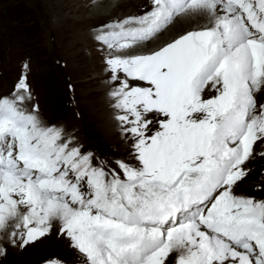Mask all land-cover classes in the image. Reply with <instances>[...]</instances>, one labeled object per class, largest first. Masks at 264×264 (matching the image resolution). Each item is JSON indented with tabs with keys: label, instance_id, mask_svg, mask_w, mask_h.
Returning <instances> with one entry per match:
<instances>
[{
	"label": "snow or ice",
	"instance_id": "snow-or-ice-1",
	"mask_svg": "<svg viewBox=\"0 0 264 264\" xmlns=\"http://www.w3.org/2000/svg\"><path fill=\"white\" fill-rule=\"evenodd\" d=\"M94 40L127 156L46 122L25 60L0 85V256L55 230L85 264H264V174L241 191L264 160V0H149Z\"/></svg>",
	"mask_w": 264,
	"mask_h": 264
},
{
	"label": "rangeland",
	"instance_id": "rangeland-1",
	"mask_svg": "<svg viewBox=\"0 0 264 264\" xmlns=\"http://www.w3.org/2000/svg\"><path fill=\"white\" fill-rule=\"evenodd\" d=\"M148 2L105 7L107 11L97 15L98 4L93 0H0L3 91L16 80L22 63L30 61V83L42 118L75 130L85 149L97 156L126 157L128 149L113 119L94 36L103 24L127 14H142ZM253 168V181L241 191L259 198L256 185L264 174V160H257ZM67 241L53 230L24 251L8 249L6 256H0V264H42L51 258L64 264H85L82 254Z\"/></svg>",
	"mask_w": 264,
	"mask_h": 264
},
{
	"label": "bare ground",
	"instance_id": "bare-ground-1",
	"mask_svg": "<svg viewBox=\"0 0 264 264\" xmlns=\"http://www.w3.org/2000/svg\"><path fill=\"white\" fill-rule=\"evenodd\" d=\"M77 1L80 2L82 0H77ZM93 1H95L98 4V6L96 5L97 6L96 7V10L98 11L97 12V15H98L99 12L100 13L106 12L107 11V8H112L113 6L114 7H119V6H122L125 3L126 4L127 3H131V4L135 3L136 4V3L141 2L142 0H93ZM98 7L99 8L100 7H104V8L99 9ZM105 7H107V8H105ZM127 15H130V14H127ZM199 23H200V21L197 18H192L190 20H185L181 24H178L170 32L164 33V35L160 37V41L162 42V41H165V40L170 39L178 31H182V30H185V29H193V28H196ZM51 234H53V232ZM67 242H69V240ZM64 243H65V241H64ZM9 250L13 251L14 248H9Z\"/></svg>",
	"mask_w": 264,
	"mask_h": 264
},
{
	"label": "water",
	"instance_id": "water-1",
	"mask_svg": "<svg viewBox=\"0 0 264 264\" xmlns=\"http://www.w3.org/2000/svg\"><path fill=\"white\" fill-rule=\"evenodd\" d=\"M42 264H44V263H42Z\"/></svg>",
	"mask_w": 264,
	"mask_h": 264
}]
</instances>
